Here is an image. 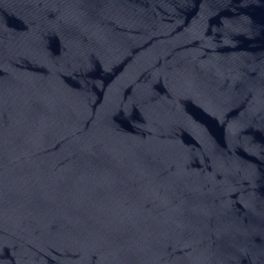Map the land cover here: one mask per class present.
<instances>
[{
  "label": "water",
  "instance_id": "1",
  "mask_svg": "<svg viewBox=\"0 0 264 264\" xmlns=\"http://www.w3.org/2000/svg\"><path fill=\"white\" fill-rule=\"evenodd\" d=\"M0 264H264V0H0Z\"/></svg>",
  "mask_w": 264,
  "mask_h": 264
}]
</instances>
